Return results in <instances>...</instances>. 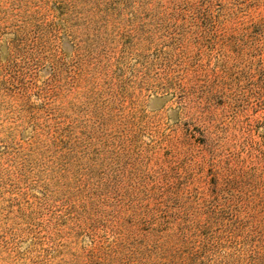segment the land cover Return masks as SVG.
<instances>
[{
	"label": "rangeland",
	"instance_id": "1",
	"mask_svg": "<svg viewBox=\"0 0 264 264\" xmlns=\"http://www.w3.org/2000/svg\"><path fill=\"white\" fill-rule=\"evenodd\" d=\"M0 264H264V0H0Z\"/></svg>",
	"mask_w": 264,
	"mask_h": 264
}]
</instances>
